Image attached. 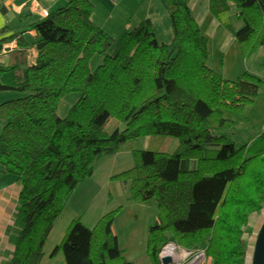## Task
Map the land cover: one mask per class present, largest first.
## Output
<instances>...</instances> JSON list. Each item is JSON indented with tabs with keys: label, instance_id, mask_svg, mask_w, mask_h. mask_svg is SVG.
Returning <instances> with one entry per match:
<instances>
[{
	"label": "trees",
	"instance_id": "trees-1",
	"mask_svg": "<svg viewBox=\"0 0 264 264\" xmlns=\"http://www.w3.org/2000/svg\"><path fill=\"white\" fill-rule=\"evenodd\" d=\"M158 1L169 18V43L158 41L150 18L116 37L106 34L91 19L90 0H66L44 15L30 25L32 40L23 36L28 29L0 39V92L24 94L0 103V173L20 186L8 264H40L56 218L92 174V162L140 137L155 138L159 148L138 151L139 163L116 178L129 185V200H156L149 264H159L169 240L205 249L206 264H245L249 218L264 207V130L238 146L224 134L236 122L223 114L252 103L261 80L213 72L208 39L186 0ZM231 4L242 22L236 31ZM208 6L242 57L264 46V0H208ZM11 41L16 45L3 49ZM94 55L100 61L91 68ZM68 94L77 98L60 117ZM110 118L124 128L107 134ZM112 220L105 215L93 229L72 220L50 256L61 251L64 264H133L122 257Z\"/></svg>",
	"mask_w": 264,
	"mask_h": 264
},
{
	"label": "rangeland",
	"instance_id": "rangeland-1",
	"mask_svg": "<svg viewBox=\"0 0 264 264\" xmlns=\"http://www.w3.org/2000/svg\"><path fill=\"white\" fill-rule=\"evenodd\" d=\"M236 10V7L231 4L228 11L229 23L232 30L235 31L242 27V22L236 16ZM154 21L158 29V41L169 43L171 32L167 14L160 11L155 16ZM165 29H168V32ZM228 37L230 40H227ZM208 51V67L224 79L235 80L247 72L261 80L257 89V96L252 103L246 105L240 113L224 111L223 114L225 118L236 122L234 131L228 130L224 134H228L236 142V145L240 146L264 130V46L244 58L240 55L239 46L232 38L229 30L219 28L216 36L208 39ZM99 61L100 57L94 55L90 67L94 68ZM22 96L24 94L15 91L0 92V103L15 100ZM76 98V94H68L61 99L58 106L60 117L67 115ZM123 128V123L110 118L104 126V131L110 134L116 129L121 131ZM1 129L2 123H0V131ZM155 141V138L140 137L124 145L116 154L102 156L92 162V174L74 188L63 210L56 218L45 241L40 264H64L61 251L56 252L53 256L50 254L62 240L65 230L72 220L79 219L87 228L93 229L105 215L113 217L111 230L117 238L123 259L133 264H149L148 231L151 226L158 222L159 208L154 198L145 202L129 200V185L119 181L116 176L139 163L138 151L159 148ZM8 177L15 179L11 174ZM263 219L264 207L260 212L251 214L249 218L251 232L247 237L248 249L245 264H251L255 238ZM170 241L172 240L167 241L161 247L158 253L159 261L165 256L161 253L168 245L187 251V249L173 243L174 241ZM206 262L207 259L205 258L203 264Z\"/></svg>",
	"mask_w": 264,
	"mask_h": 264
},
{
	"label": "crops",
	"instance_id": "crops-1",
	"mask_svg": "<svg viewBox=\"0 0 264 264\" xmlns=\"http://www.w3.org/2000/svg\"><path fill=\"white\" fill-rule=\"evenodd\" d=\"M90 1L93 4V23L112 37L118 36L123 30L132 29L146 18L151 19L158 36L155 16L160 11L167 14L158 0ZM65 2L66 0H0V30L4 29V32L0 33V39L26 29L28 31L23 36L34 39L36 30L31 29L30 25L41 20L44 12L49 13ZM186 3L203 35L207 39L215 37L220 27L209 13L208 0H186ZM165 30L168 32V29ZM11 43L14 46V41ZM29 52L36 56L33 48H30ZM8 175L0 173V264H8L12 256L14 246L8 228L13 225L20 190L16 180Z\"/></svg>",
	"mask_w": 264,
	"mask_h": 264
},
{
	"label": "built area",
	"instance_id": "built-area-1",
	"mask_svg": "<svg viewBox=\"0 0 264 264\" xmlns=\"http://www.w3.org/2000/svg\"><path fill=\"white\" fill-rule=\"evenodd\" d=\"M44 15H47V13L44 12ZM7 47L13 48L12 43L5 45L3 49ZM167 248L171 249L170 253L165 252ZM161 255L168 256L170 258V264H203L206 258L205 249L184 251L183 249H177L173 245L166 246Z\"/></svg>",
	"mask_w": 264,
	"mask_h": 264
},
{
	"label": "water",
	"instance_id": "water-1",
	"mask_svg": "<svg viewBox=\"0 0 264 264\" xmlns=\"http://www.w3.org/2000/svg\"><path fill=\"white\" fill-rule=\"evenodd\" d=\"M159 262L160 264H170V258L164 256L160 258ZM251 264H264V219L255 238Z\"/></svg>",
	"mask_w": 264,
	"mask_h": 264
},
{
	"label": "bare ground",
	"instance_id": "bare-ground-1",
	"mask_svg": "<svg viewBox=\"0 0 264 264\" xmlns=\"http://www.w3.org/2000/svg\"><path fill=\"white\" fill-rule=\"evenodd\" d=\"M170 250H171L170 248H167V249L165 250V252H166V253H170Z\"/></svg>",
	"mask_w": 264,
	"mask_h": 264
}]
</instances>
